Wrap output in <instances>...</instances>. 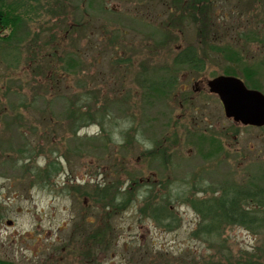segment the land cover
Listing matches in <instances>:
<instances>
[{
	"label": "rangeland",
	"instance_id": "374dc122",
	"mask_svg": "<svg viewBox=\"0 0 264 264\" xmlns=\"http://www.w3.org/2000/svg\"><path fill=\"white\" fill-rule=\"evenodd\" d=\"M8 1L22 18L0 40V259L264 264V205L240 225L190 204L216 183L264 188V126L225 117L206 84L230 66L264 93V0L197 17L173 0Z\"/></svg>",
	"mask_w": 264,
	"mask_h": 264
},
{
	"label": "trees",
	"instance_id": "16d2710c",
	"mask_svg": "<svg viewBox=\"0 0 264 264\" xmlns=\"http://www.w3.org/2000/svg\"><path fill=\"white\" fill-rule=\"evenodd\" d=\"M184 3V5L186 6V9H192L193 10V17H197L199 14H203V10L204 8H206L207 3L209 2L208 0H173V3H177L180 5L181 2ZM19 1H8V0H0V32L3 30H8L7 34H0V40H3L4 37L8 38L11 37V35L13 34L16 26L18 25V22L21 20L22 18V14H20L19 12V8L21 9V5L18 4ZM193 61V52H190V48L186 47L184 50L182 49L181 52H179L176 57L174 58V62L175 63H182V62H191ZM225 74H229V75H234L235 74V69L233 67H226L225 66V70H224ZM245 78H246V82L247 83H254L252 85H255V88H259V86H257V82L255 81V79L253 78V73L252 70H246L245 72ZM245 82V80H244ZM245 82V84H246ZM82 118H78V120H81ZM83 120V119H82ZM156 151V150H154ZM162 159H163V154H162ZM55 166H53V163H49L48 166L46 167L47 170H43L42 173H44V175H48L50 170L53 169ZM108 185H106V188H101V192L103 194V197L107 196V194L112 190V189H108L107 188ZM102 189H104L102 191ZM130 191H126L125 194H128ZM154 193H157L156 191ZM97 194V193H96ZM116 194V193H115ZM153 198H155V195H153ZM125 198V196H122L121 199ZM113 199H115V196H113ZM161 199L164 200H168L169 196L166 195H161ZM235 200V199H232ZM129 201V200H127ZM126 201V202H127ZM190 204H192V206L195 208L196 211H198L200 214H202V219L204 218V214L207 213H211L212 207L210 205V203L208 202V197L204 200H198L196 202H191ZM117 206L119 205V202L116 204ZM124 205V204H123ZM221 206V204L216 203V206ZM264 205V203L262 204ZM151 207V216L155 221H161L160 219H166L168 218L166 216V214L169 213V208H167L164 204H153L150 205ZM230 207L232 209L235 208V204L231 203ZM226 214H223V217H227L226 219L223 218H219V217H214L215 218V222H223V223H238L240 225H247L249 222L250 224L253 223V221L251 220L252 218L249 217V215L247 214H243L240 217L237 216L236 211L234 212H229L226 211ZM210 219V218H209ZM172 221H175V219H171ZM211 221V219H210ZM209 228L207 227L205 230L206 232H210L211 231V222L209 223ZM0 264H15L11 261L8 260H3L0 259Z\"/></svg>",
	"mask_w": 264,
	"mask_h": 264
},
{
	"label": "water",
	"instance_id": "95a60500",
	"mask_svg": "<svg viewBox=\"0 0 264 264\" xmlns=\"http://www.w3.org/2000/svg\"><path fill=\"white\" fill-rule=\"evenodd\" d=\"M210 92L219 98L224 115L235 122L264 125V93L247 87L235 76L217 75L206 81Z\"/></svg>",
	"mask_w": 264,
	"mask_h": 264
},
{
	"label": "flooded vegetation",
	"instance_id": "af4514ba",
	"mask_svg": "<svg viewBox=\"0 0 264 264\" xmlns=\"http://www.w3.org/2000/svg\"><path fill=\"white\" fill-rule=\"evenodd\" d=\"M231 119V118H228ZM232 120V119H231ZM233 121V120H232ZM235 122V121H233ZM238 123V122H236ZM244 126H253V125H244ZM258 127V126H254ZM162 155V153H161ZM229 183V182H226ZM220 183L219 184H212L213 190L212 196L208 197V202L210 203L212 210L211 213L213 214L212 217H219L221 219L227 218L226 216L223 217V214H226L225 212L229 210V212L236 211L237 216H241L243 214L252 215L255 216L257 213L255 211L250 210L247 207L243 208L244 203H251L256 208L258 206H262L264 203V188L263 187H257V186H227V184ZM248 183V182H247ZM216 193L218 195H216ZM235 199V200H232ZM216 203L221 204V206H216ZM231 203L235 204V208L232 209L230 207ZM253 207V208H254ZM219 213V214H217ZM250 213V214H248Z\"/></svg>",
	"mask_w": 264,
	"mask_h": 264
},
{
	"label": "clouds",
	"instance_id": "9594fccd",
	"mask_svg": "<svg viewBox=\"0 0 264 264\" xmlns=\"http://www.w3.org/2000/svg\"><path fill=\"white\" fill-rule=\"evenodd\" d=\"M136 139L141 142L146 149H151L153 147L152 143L148 140L142 139V137L137 133ZM122 142V140L118 141Z\"/></svg>",
	"mask_w": 264,
	"mask_h": 264
}]
</instances>
